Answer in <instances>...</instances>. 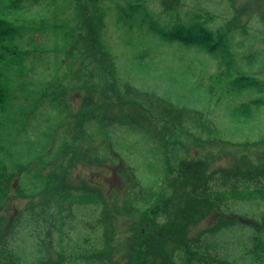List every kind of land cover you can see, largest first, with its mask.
Instances as JSON below:
<instances>
[{"label": "trees", "instance_id": "16d2710c", "mask_svg": "<svg viewBox=\"0 0 264 264\" xmlns=\"http://www.w3.org/2000/svg\"><path fill=\"white\" fill-rule=\"evenodd\" d=\"M54 1L0 0V264H20L13 254L18 234L33 243L36 257L30 264H76L75 260H81L80 264H264V240L262 243L257 236L264 237V228L248 225L251 246L238 258L221 257L211 251V245L202 247L200 243L220 232L222 224L232 225L233 218L242 217L236 202L250 194L240 186L254 188L264 200V135L232 141L217 130L207 129V138L201 141L202 137L191 138L195 133L187 132L191 142L200 147L201 156L181 159L170 168V174L168 166L157 190L144 187L124 160L122 165L116 164L121 158L103 134L111 126H130L149 133L151 118L157 113L169 126V138L173 140L177 131L186 138L184 131L175 130L181 126L183 111L156 93L117 81L114 61L100 38L109 9H103L100 0H61L59 7ZM225 1L231 10L225 26L216 32L202 29L196 34L176 20L181 15L177 9L180 0H169V9L175 13L168 40L191 47L204 43L212 48H206L205 53L221 51L222 57L214 59L223 70L204 88L210 98L228 99L243 90L261 95L240 105H262L264 80L241 71L230 73L226 59L238 54L230 49L233 34L241 36V41L248 39V51L258 41L256 32L249 29L253 23L264 25V0H248L240 6L242 0ZM36 7L48 8L49 12L39 15L34 12ZM184 28L187 32L181 31ZM43 37L52 44L54 57L64 58L62 63L58 60L59 66L51 75H42L31 86L22 76L26 72L20 76L17 72L21 59L31 57V70L37 67L47 51ZM251 54L249 63L255 58ZM17 99L18 103L10 107ZM39 110L47 111V116L40 117L43 114ZM13 114L23 115L22 122ZM40 118L47 122V130L41 132L44 139L39 150L28 156L18 150L10 153L18 145L8 137L9 127L21 132ZM59 130L63 134L57 144ZM98 132L101 134L95 146V136L91 135ZM256 157L259 162L250 165ZM214 161L225 162L211 170ZM81 162L90 170H78ZM106 164L125 182L124 195L101 179L95 183L91 177L87 181L89 171ZM218 181L220 184L215 183ZM222 184L225 191L220 188ZM210 206L222 214V219L229 213L231 223L221 220L191 238L189 220ZM81 207H86L90 216L85 224ZM178 243L182 251L174 249Z\"/></svg>", "mask_w": 264, "mask_h": 264}, {"label": "rangeland", "instance_id": "374dc122", "mask_svg": "<svg viewBox=\"0 0 264 264\" xmlns=\"http://www.w3.org/2000/svg\"><path fill=\"white\" fill-rule=\"evenodd\" d=\"M245 1L248 0L239 1L238 6L244 4ZM165 2L166 8L163 7ZM53 3L59 7L61 0H55ZM100 4L103 9L109 8L106 9L108 19L107 22L104 20L105 27L100 38L114 61L117 81L121 84L129 83L144 92L156 93L183 111L181 126L175 130L184 131L187 134L186 138L180 131L172 136L173 140L169 138V126L164 122V118L157 113H155L154 118L153 116L151 118L149 133L138 132L130 126H111L103 134L110 143L112 150L121 158L117 160L116 164L120 166L124 160L127 165L134 169L135 175L144 187L157 190L166 178L168 166L170 174V168L176 167L181 159L201 156L198 150L200 147L191 142L187 132L195 133L191 138L202 137L203 140L200 138L201 141L206 140L207 129L217 130L221 136L232 141L255 140L264 135V104L240 105L243 101L253 99L261 94L242 90L239 91V94H232L228 99L219 98L217 100L216 97L210 98L204 90L210 85V79L213 76H219L220 71L223 70L219 68L214 59L222 57L221 51L214 49L215 52L205 53L206 48L209 51L212 48L210 49L204 43L198 44L197 47L193 45L191 47L168 40L169 26L174 20L173 14L175 13L173 9H169V0H100ZM229 8L225 0H180L177 9L181 15L179 14V19L176 18V20L196 34H200L202 29L216 32L221 30L229 19L231 15ZM174 9L176 8L174 7ZM34 12L39 15H46L49 11L48 8L36 7ZM189 20L191 22H188ZM187 28L181 31L187 32ZM249 31L256 32V40L260 42L255 41L251 45L252 49L248 51L246 45L248 39L241 41V36L237 34L230 36V49L238 54L231 59H226V68L230 73L239 74L241 71L242 74H250L259 80H264V76H262L264 75V25L253 23ZM213 34H210L211 45L215 42V35L212 37ZM41 41L45 43L47 51L44 50L42 53L37 67L31 70L32 59L25 57L27 61L21 59V70L14 72H17L18 76L22 72H26L22 76L26 77L27 84L31 86L32 83H37L42 75H51L59 66L58 60L62 63L64 58L63 55L54 57L52 44L46 37H43ZM251 53L255 54V58L249 63L247 60L253 58ZM223 59L225 60V57ZM77 95L74 93L75 97ZM19 96L20 93H18ZM14 101L10 103V107L18 103V99ZM73 105H75V100H73ZM243 106L246 107L245 112H240ZM39 111L43 114L40 117L48 114L45 110ZM17 114H13V116L16 120L21 121L23 115ZM199 117L203 118L205 123L199 121ZM39 122L40 125H35ZM189 123L193 125L189 126ZM9 128L11 130L8 137L16 140V145H18L10 153L15 154L18 150L21 154L25 153L28 156L39 150L44 139L41 132H46L47 122L40 118L35 120L30 128L26 127L21 132L17 131L15 126ZM88 131H91V128ZM166 132L167 134H165ZM62 134L63 132L59 130L57 144L61 142ZM100 134L98 132L91 135L95 136L93 145L97 146L96 143H99L97 137ZM200 144L204 145L203 143ZM184 145L185 147H183ZM211 150L216 151L214 148ZM219 161L212 162L215 163L212 164L215 167L211 170L217 169L219 164L224 165L225 161ZM251 162L250 165H255L259 162V157L251 159ZM77 167L78 170L86 168L87 171L91 168L83 162L77 164ZM82 174L84 177V172ZM87 177L88 182L91 177L96 179L95 183L101 179L109 188L124 195L125 182L107 164L98 170L89 171ZM215 183L220 184L219 181ZM220 188L225 191L224 188L226 187L222 184ZM239 189L243 190L246 195L250 194L248 199L244 198L236 202V207L239 208L240 212L238 215L242 216L240 219H232L229 213L222 219V214L210 206L204 210V214H199L189 220L190 234L193 236L191 238H194L198 233L206 231L208 226H214L221 220H226L230 224L229 219H232V225L222 224L221 231L210 236L208 242H200L202 247L211 245V251H216V254H220L221 257L238 258L245 251V247L251 246L252 238L249 241L248 238L252 237V232L248 225L264 228V200H261L260 196L254 193V188L246 189L240 186ZM254 196H258V198H254ZM217 197H220L219 192ZM231 206L234 209L235 206ZM81 208L80 213L84 216L80 217H83L85 224L89 221L90 216L86 207ZM257 236L263 243L264 237L260 234ZM13 244L15 248L13 254L20 259V264H30L34 261L36 251H33V243L28 237L18 234ZM174 249L182 251V244L178 243ZM76 254L79 255V252ZM177 254L183 259L184 255L180 252ZM80 261L75 260L76 264H80Z\"/></svg>", "mask_w": 264, "mask_h": 264}]
</instances>
